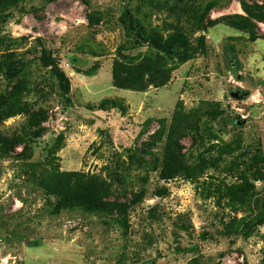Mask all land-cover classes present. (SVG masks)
<instances>
[{"label": "rangeland", "instance_id": "1", "mask_svg": "<svg viewBox=\"0 0 264 264\" xmlns=\"http://www.w3.org/2000/svg\"><path fill=\"white\" fill-rule=\"evenodd\" d=\"M208 1L2 7L10 18L0 22L8 97L0 141L9 154L0 157V264H264V221L242 234L255 199L264 209V23L253 22L251 42L224 22L246 10L264 17V0H219L202 32L195 13ZM30 7L41 20L21 15ZM128 11L144 35L178 34L185 46L153 51L131 31ZM42 49L59 63L67 93L42 65ZM170 141L189 179L159 178ZM61 174L102 180L124 213L51 215L55 198L42 183Z\"/></svg>", "mask_w": 264, "mask_h": 264}, {"label": "trees", "instance_id": "2", "mask_svg": "<svg viewBox=\"0 0 264 264\" xmlns=\"http://www.w3.org/2000/svg\"><path fill=\"white\" fill-rule=\"evenodd\" d=\"M20 0H0V22L10 18L9 14L4 12L2 7L5 6H17ZM55 0H46V2H53ZM84 4H87V0H81ZM230 1V0H229ZM219 0H210L208 1L200 10V12L195 13V24L199 31L205 32L206 26L205 21L211 12L220 8ZM15 8V7H14ZM20 10V9H19ZM38 10L34 7L29 9L21 10V15H31L36 20H41V17L38 16ZM247 17H242L239 15L229 16L224 19V22L227 25L241 28L245 30L248 35V40L253 42L259 38L255 33L253 22L264 23V17L260 15H255L254 13L245 11ZM128 14V22L131 31L136 34L137 38H140L141 41L148 44V46L155 52L160 53L165 56H171L175 54L178 47L185 46V42L182 41L180 35L174 34L165 40L153 36H146L143 34L142 30L139 28V24L136 19L132 17L130 11ZM135 26V28L133 27ZM137 30V31H136ZM198 45L200 48L204 46V36L202 35L198 39ZM41 63L44 67L49 68L52 75L55 77L59 89L63 93L68 92V82L65 78V75L62 69L59 66V63L56 59H53L48 53L42 49L41 50ZM15 71L12 68L11 64L6 66V75L9 78H14ZM69 102V101H68ZM8 104V97L4 93H0V110ZM175 132V130H174ZM6 144L5 140L0 141V157H8L9 150L5 149ZM161 159V169L159 173V178L164 181H170L177 177H182L183 179H189L191 177V172L184 165V161L180 154L177 152L176 148L169 142L167 148L162 150L160 154ZM14 160L21 159L20 155L13 157ZM43 180L42 186L45 188L46 193L55 198V203L49 206L51 208V215H59L62 212L72 211L87 216L93 217H110L112 214H123L124 209L121 204L112 205L110 199L115 197L114 193L109 192L105 183L95 177H86L79 174H61V175H48ZM158 197H164L165 191L158 190L156 191ZM254 208H256L257 213L255 216L250 217L248 222L242 223V234L245 237H248L250 233V228L257 225L259 222L264 221V209L259 204V201L255 199ZM181 220L180 228L186 230L184 223ZM28 246H31L35 243H28Z\"/></svg>", "mask_w": 264, "mask_h": 264}, {"label": "clouds", "instance_id": "3", "mask_svg": "<svg viewBox=\"0 0 264 264\" xmlns=\"http://www.w3.org/2000/svg\"><path fill=\"white\" fill-rule=\"evenodd\" d=\"M222 98V97H221Z\"/></svg>", "mask_w": 264, "mask_h": 264}]
</instances>
